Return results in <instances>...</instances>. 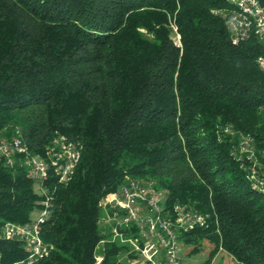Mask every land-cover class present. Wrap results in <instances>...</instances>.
I'll return each mask as SVG.
<instances>
[{
    "label": "trees",
    "instance_id": "1",
    "mask_svg": "<svg viewBox=\"0 0 264 264\" xmlns=\"http://www.w3.org/2000/svg\"><path fill=\"white\" fill-rule=\"evenodd\" d=\"M226 1L0 0V136L18 126L41 155L57 135L81 148L71 178L43 190L0 160V226L35 221L49 246L29 263L0 235V264H96L99 201L125 175L165 188L167 207L208 213L181 235L188 254L211 245L198 264L220 249L264 264V189L239 153L244 135L264 178V41L231 42L211 12ZM99 251L100 264H124L125 246Z\"/></svg>",
    "mask_w": 264,
    "mask_h": 264
},
{
    "label": "built area",
    "instance_id": "2",
    "mask_svg": "<svg viewBox=\"0 0 264 264\" xmlns=\"http://www.w3.org/2000/svg\"><path fill=\"white\" fill-rule=\"evenodd\" d=\"M211 12L226 21L232 43L237 44L250 36L264 41V0H227L222 6L213 7ZM173 40L180 45L176 28ZM257 63L264 71V53L257 57ZM239 153L253 160L249 167L251 177L256 175V186L264 189V178H259L256 173L258 161L254 158L253 147L244 135L239 142ZM80 156V146L65 135L55 136L44 155L31 152L18 126L9 135L0 136V160L27 167L40 190L49 177L67 182ZM166 200L167 190L157 186L153 179L125 175L117 189L99 201V225L104 235L96 245L95 263L102 262L103 255L99 250L111 241L127 248L124 256L131 264H181V235L196 227L208 226L209 215L186 204L175 203L167 207ZM43 203L47 204L48 200ZM0 235L6 239H19L29 254V263L48 253L49 246L42 242L35 221L25 224L6 222L0 226Z\"/></svg>",
    "mask_w": 264,
    "mask_h": 264
},
{
    "label": "rangeland",
    "instance_id": "3",
    "mask_svg": "<svg viewBox=\"0 0 264 264\" xmlns=\"http://www.w3.org/2000/svg\"><path fill=\"white\" fill-rule=\"evenodd\" d=\"M36 189L38 190V188ZM210 246L211 245L205 241L203 242L202 250L194 251L188 254L189 245L182 242L180 250L181 264H198L200 261L206 259ZM121 259L124 264H131L129 258L122 257ZM211 264H237V261L229 252L220 249L212 259Z\"/></svg>",
    "mask_w": 264,
    "mask_h": 264
}]
</instances>
